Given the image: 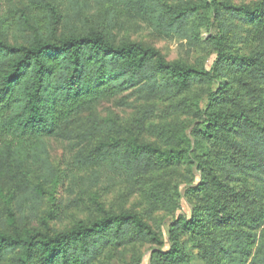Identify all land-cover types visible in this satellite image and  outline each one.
<instances>
[{
    "label": "trees",
    "instance_id": "16d2710c",
    "mask_svg": "<svg viewBox=\"0 0 264 264\" xmlns=\"http://www.w3.org/2000/svg\"><path fill=\"white\" fill-rule=\"evenodd\" d=\"M4 1L0 264H264V0ZM124 19L204 56L119 38ZM69 210L89 214L57 227Z\"/></svg>",
    "mask_w": 264,
    "mask_h": 264
},
{
    "label": "rangeland",
    "instance_id": "374dc122",
    "mask_svg": "<svg viewBox=\"0 0 264 264\" xmlns=\"http://www.w3.org/2000/svg\"><path fill=\"white\" fill-rule=\"evenodd\" d=\"M4 0H0V14L1 11L5 8ZM118 37L127 39L134 42H140L148 46L155 47L156 49L160 50L163 55L170 61L173 60H183V61H194L195 59H198L199 56H204V54L195 53L191 56H189V53L184 48L180 47V44L176 42L175 40L171 39H164L159 34L154 32L149 26H147L143 22L139 21H130V20H123L117 28ZM203 36H207V32H203ZM206 66L208 68L211 67L214 57H206ZM98 111L106 116L109 113H116L119 116H123L125 118L132 115V110L130 109H123L120 108L118 105V101L116 100H109L102 102L98 106ZM50 145V154L51 158L53 160V163L60 168L62 171H66L70 169L69 167V161L71 159V148L70 145L66 142L51 139L49 142ZM69 167V169H68ZM71 173L72 170L70 169ZM75 172V171H74ZM59 197L65 198L63 187H59ZM101 198L105 199L107 207H114L117 208L119 205H125V206H132L134 200L130 201H119V191L116 189H100L99 191ZM183 212H187V205L185 202L182 204ZM89 213L87 211H78V210H69L66 215L61 219L62 221L56 223L57 227L64 226L65 224H70V222L75 221L79 218H84ZM169 219H166L164 222V234L165 237L168 238V225H169ZM55 226V224H54ZM149 256L150 252L146 253V256L143 259L142 264H149Z\"/></svg>",
    "mask_w": 264,
    "mask_h": 264
}]
</instances>
